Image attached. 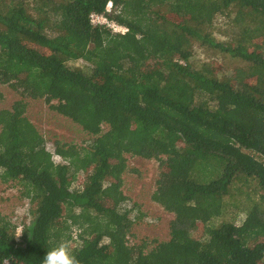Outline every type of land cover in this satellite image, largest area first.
Returning a JSON list of instances; mask_svg holds the SVG:
<instances>
[{
  "label": "trees",
  "instance_id": "obj_1",
  "mask_svg": "<svg viewBox=\"0 0 264 264\" xmlns=\"http://www.w3.org/2000/svg\"><path fill=\"white\" fill-rule=\"evenodd\" d=\"M197 47L246 66L224 71ZM0 84L22 97L0 111V178L22 187L33 219L19 243L0 212V264H41L74 238L78 264H264V0H0ZM25 99L92 140L50 152ZM128 157L159 162L152 200L174 215L149 251L129 244ZM250 181L243 223L224 219Z\"/></svg>",
  "mask_w": 264,
  "mask_h": 264
},
{
  "label": "rangeland",
  "instance_id": "obj_2",
  "mask_svg": "<svg viewBox=\"0 0 264 264\" xmlns=\"http://www.w3.org/2000/svg\"><path fill=\"white\" fill-rule=\"evenodd\" d=\"M226 22L219 17L215 21L216 29L220 31L227 30ZM217 30V39H223V35ZM200 61H215L224 71H234L236 68L245 67L246 64L235 59L225 53L217 50H204L196 48ZM72 68L86 69L88 64L82 60L69 62ZM22 97L8 85L0 84V111L11 108L17 101H21ZM27 103L26 116L35 125L39 132L43 135L47 149L54 152L55 143L86 145L92 140L82 127L74 123L72 120L56 113L44 100L25 99ZM106 130V129H105ZM259 159H262L259 155ZM55 162H59V158L54 156ZM160 169L159 162L155 160H145L139 157H128V170L123 176V192L130 199L129 208H133L135 225L129 237L131 246L147 245L146 251L154 248L158 243L165 242L170 238V223L174 218L173 214L168 213L161 205L152 200L156 190V181L159 178ZM85 181L81 177L72 186L73 190L81 188ZM250 190L244 189L241 195H235L227 205V211L224 219L233 221L237 225H241L245 219V212L251 204L245 202L247 195L251 196V192L258 186L255 181H250ZM243 187L242 183L236 185V188ZM24 190L18 183H5L0 178V212L18 225L24 224L29 226L33 219L30 216L29 200L22 197ZM238 194V191L235 192ZM255 198V195H254ZM17 225V226H18ZM78 231L77 228L72 229V234ZM203 231L197 232L196 236L201 237ZM71 251L81 246L75 238L67 242Z\"/></svg>",
  "mask_w": 264,
  "mask_h": 264
},
{
  "label": "clouds",
  "instance_id": "obj_3",
  "mask_svg": "<svg viewBox=\"0 0 264 264\" xmlns=\"http://www.w3.org/2000/svg\"><path fill=\"white\" fill-rule=\"evenodd\" d=\"M21 226H23V231H24V224H21ZM41 264H78V260L75 257V255L72 253L69 245L67 243H61L58 246L46 252L45 256L41 261Z\"/></svg>",
  "mask_w": 264,
  "mask_h": 264
},
{
  "label": "built area",
  "instance_id": "obj_4",
  "mask_svg": "<svg viewBox=\"0 0 264 264\" xmlns=\"http://www.w3.org/2000/svg\"><path fill=\"white\" fill-rule=\"evenodd\" d=\"M111 4L108 6V11H110ZM91 23L94 26H107L111 30H113L114 33L118 34H126L128 32V29L125 27H122L116 23L110 22L108 18L105 15H97V14H92L91 15ZM23 232V226L19 225L16 231V240L17 242H21L22 239V234Z\"/></svg>",
  "mask_w": 264,
  "mask_h": 264
},
{
  "label": "bare ground",
  "instance_id": "obj_5",
  "mask_svg": "<svg viewBox=\"0 0 264 264\" xmlns=\"http://www.w3.org/2000/svg\"><path fill=\"white\" fill-rule=\"evenodd\" d=\"M111 4V8H110V11H108V6ZM108 6H107V13L110 15L111 13H112V11H113V3L112 2H110L109 4H108ZM98 15V14H97ZM105 15V14H104ZM107 18H108V15H105ZM91 18V17H90ZM109 20V19H108ZM110 21V20H109ZM110 22H113V21H110ZM113 23H116V22H113ZM116 24H118V23H116ZM119 25V24H118ZM121 26V25H120ZM107 27V26H106ZM122 27H124V26H122ZM109 28V27H108ZM126 28V27H125ZM110 29V28H109ZM113 31V30H112ZM115 34H118V33H115ZM121 35H123V34H121ZM125 35V34H124Z\"/></svg>",
  "mask_w": 264,
  "mask_h": 264
}]
</instances>
